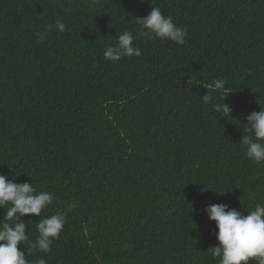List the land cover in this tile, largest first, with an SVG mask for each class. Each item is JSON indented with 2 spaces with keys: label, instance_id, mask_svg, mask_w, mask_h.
Returning a JSON list of instances; mask_svg holds the SVG:
<instances>
[{
  "label": "trees",
  "instance_id": "trees-1",
  "mask_svg": "<svg viewBox=\"0 0 264 264\" xmlns=\"http://www.w3.org/2000/svg\"><path fill=\"white\" fill-rule=\"evenodd\" d=\"M152 7L187 29L183 45L140 31ZM57 19L66 30L39 41ZM125 30L141 56L106 60ZM216 78L227 118L201 101L197 84ZM261 105L264 0H0V173L56 196L22 218L18 248L47 264H218L205 205L264 203V162L240 142ZM58 211L59 240L34 251L36 224Z\"/></svg>",
  "mask_w": 264,
  "mask_h": 264
},
{
  "label": "clouds",
  "instance_id": "clouds-1",
  "mask_svg": "<svg viewBox=\"0 0 264 264\" xmlns=\"http://www.w3.org/2000/svg\"><path fill=\"white\" fill-rule=\"evenodd\" d=\"M136 23L140 25V31L150 39L159 38L183 45L187 36V29L177 26L173 18L164 15L159 7H152L148 15L136 18ZM65 30V22L57 19L55 24L49 23L46 30L38 34V39L43 42L50 33H63ZM135 39L133 31H123L118 35L115 45L106 47L104 58L115 63L124 57H140L142 50L134 44ZM201 84L209 90L201 96L203 104H212L219 117L231 116V105L225 102L228 92L223 91L226 81L216 78L211 84L197 85ZM213 92L220 93L221 102L212 103ZM245 125L243 132L251 133L243 135L240 141L246 146V156L255 164L262 163L264 105H261L259 111L246 115ZM55 199L54 193L38 190L33 182L17 183L0 173V208L4 209V219L0 221V264H47L44 258L29 261L18 245H25L24 242L29 241V225L22 218L29 215L41 216V213L53 205ZM204 212L209 220L215 221L218 229L215 233L217 245L208 248L211 257L218 264H250L252 261L255 264H264V203H256L247 215L225 203L205 205ZM65 223L66 216L59 211L40 219L36 224L38 236L31 242V248L45 254L51 252L53 242L59 240Z\"/></svg>",
  "mask_w": 264,
  "mask_h": 264
}]
</instances>
